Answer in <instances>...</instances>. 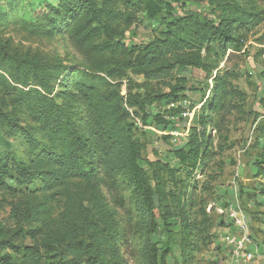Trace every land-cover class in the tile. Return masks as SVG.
Instances as JSON below:
<instances>
[{
  "label": "rangeland",
  "instance_id": "obj_1",
  "mask_svg": "<svg viewBox=\"0 0 264 264\" xmlns=\"http://www.w3.org/2000/svg\"><path fill=\"white\" fill-rule=\"evenodd\" d=\"M93 1L95 12L84 0H71L70 6L62 0H0V108L10 116H0V222L20 253L10 246L6 251L18 262L22 247L39 240L40 228L9 218L20 188L12 164L27 167L44 150L76 148L72 132L94 149V172L116 222L122 264H150L152 259L157 264H219L224 251L219 235L229 226L225 210L230 205L244 211L250 228L254 219L262 222L264 244V176H255L251 168L264 150L258 130L264 122V0ZM216 4H228L235 14L236 7L258 14L249 29L232 25L239 48L232 41L212 42L201 51L203 68L175 67L151 81L136 73L129 59L142 44L164 38L171 17L190 10L218 22ZM116 82L122 83L116 89L131 113L126 126L144 144L136 165L149 177L146 159L162 160L174 170L164 174V183L173 212L185 224V233L175 229V239L168 238L155 194L147 203L119 164L109 174L102 170L93 120L97 110L83 88L107 94ZM171 89L176 101L134 105L135 94L165 95ZM33 95L39 98L37 109L55 114L49 131H42L27 107ZM195 128L202 132L203 148L196 164L187 167L188 156L176 150L187 146ZM81 185L76 179L75 190ZM27 188L34 197L48 196L50 216L59 221L64 201L58 186L47 189L34 173Z\"/></svg>",
  "mask_w": 264,
  "mask_h": 264
},
{
  "label": "trees",
  "instance_id": "obj_2",
  "mask_svg": "<svg viewBox=\"0 0 264 264\" xmlns=\"http://www.w3.org/2000/svg\"><path fill=\"white\" fill-rule=\"evenodd\" d=\"M84 2L89 4L94 12L96 11L93 0H84ZM62 5L70 6L71 0H62ZM216 7L221 10L217 18L218 22L206 14L190 10H184L180 16L171 17L167 23V35L142 44L140 53L133 59H129V63L136 67V73L143 75L146 81H151L168 75L175 67L203 68L201 51L205 45L212 42L232 41L235 48H239L237 46L239 38L233 32L232 25H235L236 29H249L252 25L255 26L252 20L258 14H249L239 7H236L235 14L228 4H216ZM2 54L0 48V57ZM114 85L115 87L107 94L93 91V88H83L87 98L95 104L97 110L93 120L97 138L100 141L98 155L102 170L109 174L112 171V165L119 164L123 167L121 170H124V173L131 174L132 182L145 201H148L147 203H152V194H155L164 229L169 239H175V229L183 234L185 224L183 219L179 220L173 212L164 183V174L172 173L174 170L162 160L146 159L145 163L150 170L149 177L144 168L136 165V161L142 159L144 144L133 139L126 126L131 113L122 105V98L116 89L122 83L116 82ZM135 95L138 100L134 105L138 108L144 104L151 105L166 99L172 101L177 99L175 89H171L165 95L151 92H146L144 97L140 94ZM37 101L39 103L36 95L28 98L27 107L41 125L42 131H49L55 114L41 112L36 108ZM260 115V112H255L256 118ZM0 116L10 118L9 114L4 113L1 108ZM159 121L168 124V121L161 118ZM258 130L264 138V122ZM198 131L196 128L192 131L186 147L176 150L180 156L184 154L188 156L187 167L196 164L203 148V142L199 136L202 132ZM72 136L75 140L73 145H76V148H68L61 152L44 150L42 155H37L27 167L21 163L12 164L11 169L16 174V184L20 188L12 204L9 218L16 223L22 219L40 225L39 240H35L34 245L23 246V255L18 258V262L14 261L6 250L10 246L15 253H20V247L6 239L9 229L0 222V264H43V255L48 259L45 264H86L85 262L87 264H122L116 248L118 242L116 222L111 209L103 199L98 176L94 172L92 160L94 149L91 144L88 145L82 138L74 135V132ZM259 157L261 159L255 161L251 168L255 176L261 177L264 176V150ZM1 171L3 170L0 169ZM34 173H38L47 189L54 185L58 186L64 201L59 221L53 220L50 216L52 210L48 205L47 195L37 198L30 194L27 185ZM76 179L82 184L79 190H75ZM151 180L154 182L153 189L150 187ZM247 220L250 226L248 217ZM226 221L228 222L227 218ZM252 236L255 239L254 235ZM87 239L89 242L86 241ZM183 253L185 255L186 252ZM65 255H70L72 258L67 260ZM150 264H157V262L152 259Z\"/></svg>",
  "mask_w": 264,
  "mask_h": 264
},
{
  "label": "built area",
  "instance_id": "obj_3",
  "mask_svg": "<svg viewBox=\"0 0 264 264\" xmlns=\"http://www.w3.org/2000/svg\"><path fill=\"white\" fill-rule=\"evenodd\" d=\"M225 216L229 226L219 235L224 248L219 264H251L255 259L251 248L254 239L246 214L238 205H230Z\"/></svg>",
  "mask_w": 264,
  "mask_h": 264
},
{
  "label": "crops",
  "instance_id": "obj_4",
  "mask_svg": "<svg viewBox=\"0 0 264 264\" xmlns=\"http://www.w3.org/2000/svg\"><path fill=\"white\" fill-rule=\"evenodd\" d=\"M250 223H252L251 220ZM261 226H262V222L254 219L253 222L254 229L250 228L252 234L255 233L254 243L251 246L252 251L255 255V259L251 264H264V244L261 242L263 237L260 233Z\"/></svg>",
  "mask_w": 264,
  "mask_h": 264
}]
</instances>
